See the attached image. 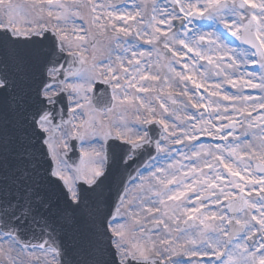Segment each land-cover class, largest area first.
I'll list each match as a JSON object with an SVG mask.
<instances>
[{
  "label": "snow or ice",
  "instance_id": "1",
  "mask_svg": "<svg viewBox=\"0 0 264 264\" xmlns=\"http://www.w3.org/2000/svg\"><path fill=\"white\" fill-rule=\"evenodd\" d=\"M18 9L0 0V264H264V0Z\"/></svg>",
  "mask_w": 264,
  "mask_h": 264
},
{
  "label": "rangeland",
  "instance_id": "2",
  "mask_svg": "<svg viewBox=\"0 0 264 264\" xmlns=\"http://www.w3.org/2000/svg\"><path fill=\"white\" fill-rule=\"evenodd\" d=\"M7 1H8V0H7ZM18 11H19V13L21 14V12H20V9H19ZM29 12H30V11H28V12H27V13H25V14H29ZM170 91H171V89H170Z\"/></svg>",
  "mask_w": 264,
  "mask_h": 264
},
{
  "label": "water",
  "instance_id": "3",
  "mask_svg": "<svg viewBox=\"0 0 264 264\" xmlns=\"http://www.w3.org/2000/svg\"><path fill=\"white\" fill-rule=\"evenodd\" d=\"M0 38H2V37H0ZM37 39H41V38H37Z\"/></svg>",
  "mask_w": 264,
  "mask_h": 264
}]
</instances>
